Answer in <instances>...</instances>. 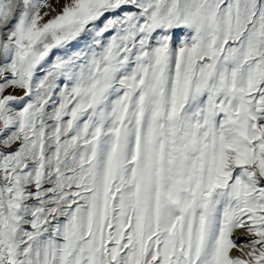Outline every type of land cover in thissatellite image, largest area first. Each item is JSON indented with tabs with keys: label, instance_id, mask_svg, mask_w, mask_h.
Returning a JSON list of instances; mask_svg holds the SVG:
<instances>
[{
	"label": "snow or ice",
	"instance_id": "snow-or-ice-1",
	"mask_svg": "<svg viewBox=\"0 0 264 264\" xmlns=\"http://www.w3.org/2000/svg\"><path fill=\"white\" fill-rule=\"evenodd\" d=\"M0 264H264V0H0Z\"/></svg>",
	"mask_w": 264,
	"mask_h": 264
}]
</instances>
